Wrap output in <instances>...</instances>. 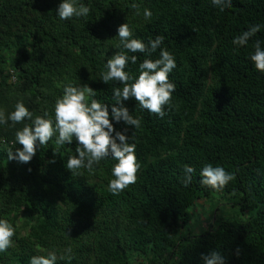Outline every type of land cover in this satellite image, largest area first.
I'll use <instances>...</instances> for the list:
<instances>
[{
	"label": "trees",
	"instance_id": "obj_1",
	"mask_svg": "<svg viewBox=\"0 0 264 264\" xmlns=\"http://www.w3.org/2000/svg\"><path fill=\"white\" fill-rule=\"evenodd\" d=\"M60 2L0 0L5 116L23 102L33 118L47 112L55 123L56 100L69 85L88 84L93 99L113 104L112 89L122 85L104 84L101 73L108 59L126 51L117 37L125 23L145 44L164 37L161 47L176 62L169 74L175 91L163 117L125 101L141 126L115 128L131 137L140 167L136 182L118 195L108 191L117 161L68 170L77 144H57V133L20 164L8 151L22 148L15 132L31 121L0 125V218L15 228L0 264H29L51 251L57 264H202L201 253L212 251L226 264H264V73L250 60L254 41H264V0H231L223 12L212 0H77L89 14L69 20L56 16ZM145 8L151 19H144ZM254 25L260 31L247 45L232 44ZM127 55L137 56L125 69L132 83L139 64L158 59L160 49ZM207 164L232 174L223 190L200 182ZM186 167L193 169L188 187ZM214 193L236 197L242 212L252 214L237 226L216 217L215 226L196 233L192 208Z\"/></svg>",
	"mask_w": 264,
	"mask_h": 264
},
{
	"label": "clouds",
	"instance_id": "obj_2",
	"mask_svg": "<svg viewBox=\"0 0 264 264\" xmlns=\"http://www.w3.org/2000/svg\"><path fill=\"white\" fill-rule=\"evenodd\" d=\"M221 12L231 7V0H212ZM133 7H136L133 5ZM90 9L83 4H77V0H61L56 9V16L60 20H69L73 17H87ZM137 14L139 11L137 10ZM144 19L152 17L150 9L145 8ZM260 25H254L237 35L232 44L237 47H244L249 40L260 31ZM119 45L126 51L116 52L106 63V71L101 73V80L104 84L116 81L122 87L112 89V98L115 101L109 105L93 99L95 91L84 84L82 87L66 86L63 96L58 98L54 107L55 123L46 119L48 113L43 116H36L24 105L18 102L15 110L5 116L0 110V125L12 122V126L26 119L31 125H25L21 130L15 132V144L22 145V148H15L8 151V159L20 164H28L36 155L37 147L43 146L56 136V143L59 145H71L75 140L77 147L76 155L69 156L66 168L76 171L86 168L89 171L99 165L102 160L111 158L117 163L111 169V179L108 183V191L118 195L129 185L136 182V173L140 167L137 162L136 145L131 143V137L125 132L117 131L115 125L123 122L125 126L138 129L141 121L134 118L125 106V101L134 99L141 109L150 113L164 116L163 106L171 100L175 85L169 80V74L176 68V62L172 54L162 48L164 37L157 36L145 44L142 40L133 38L128 23L121 24L117 29ZM254 51L250 54L254 68L257 72L264 73V41L255 40ZM160 49L158 59H144L139 64V75L134 82L130 74L125 70L129 61L132 64L137 62V56L129 57L127 52L141 53L151 56ZM91 100L90 103L88 101ZM54 162V161H53ZM184 186L191 184L193 169L185 168ZM201 183L216 191H221L233 179L231 173L223 167L205 165L201 171ZM15 228L6 219L0 218V252L7 250L12 244ZM46 251V250H45ZM70 251V249L68 250ZM241 249L235 250L239 256ZM63 258V257H61ZM55 251L47 252L46 255L32 256L29 264H57ZM202 264H226L225 257L218 251L201 253Z\"/></svg>",
	"mask_w": 264,
	"mask_h": 264
},
{
	"label": "rangeland",
	"instance_id": "obj_3",
	"mask_svg": "<svg viewBox=\"0 0 264 264\" xmlns=\"http://www.w3.org/2000/svg\"><path fill=\"white\" fill-rule=\"evenodd\" d=\"M236 201V197L221 193H214L209 199L200 201L192 208V230L199 233L215 226L216 217L218 221L228 222L233 226L244 223L252 212H242Z\"/></svg>",
	"mask_w": 264,
	"mask_h": 264
}]
</instances>
